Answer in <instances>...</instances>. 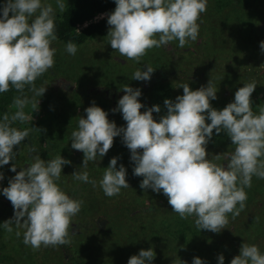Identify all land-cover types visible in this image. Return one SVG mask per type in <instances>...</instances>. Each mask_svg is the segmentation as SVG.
<instances>
[{"label":"clouds","instance_id":"9594fccd","mask_svg":"<svg viewBox=\"0 0 264 264\" xmlns=\"http://www.w3.org/2000/svg\"><path fill=\"white\" fill-rule=\"evenodd\" d=\"M114 2L115 10L107 14L108 43L121 56L140 63L153 48L166 47L176 40L181 48L189 41L195 42L199 36L198 21L207 11L208 0ZM56 5L61 12L65 11L64 0H56ZM0 12V93L12 88L20 93L12 105L17 111L12 115L5 113L0 120L2 168L16 159L18 152L14 149L29 136L31 130H18L12 125L33 119L24 109L28 105L36 109L40 105L36 97H43L47 91L43 86L37 88L35 81L54 66L56 49L52 44L58 37L50 3L6 0ZM260 48L264 51V42L260 43ZM65 50L74 56L77 45L69 41ZM144 68L146 70H136L132 80L150 81L155 71L151 65ZM26 88L33 94L31 98L25 94ZM181 88L184 94L176 97L175 102L164 101L167 113L157 122L153 113H160V106H152L142 113L144 105L139 100L142 91L123 85L120 90L126 94L112 111L122 114L126 127L118 128L109 120L108 113L93 101L92 106L85 109L86 118H79L78 130L71 134V148L84 154L81 168L87 169L90 161H96L98 156L103 158L113 147L114 139L122 136L134 163L133 174L143 177L141 189L162 192L181 219L195 217L199 230L220 233L227 229L229 214L234 220L245 210V188H251L252 178L264 179V107L258 114L252 110L251 97L257 88L256 82L239 88L234 102L223 110L211 105V101L218 98L212 80L195 91L189 84ZM214 130L217 135L226 134L235 146L225 165L208 158L207 145ZM31 151L37 150L33 147ZM222 155H214V159L219 161ZM32 159L34 162L26 169L17 172L15 164L10 169L16 175L9 180V186L2 189V194L11 202L14 217L0 227L12 232L14 224L18 238L19 229H24L23 243L33 250L41 246L69 245L72 242L69 229L84 203L70 198L57 183L63 167L71 161L62 156L44 161L35 155ZM119 159H111L99 181L107 197L117 196L122 188L130 187L127 169L122 164L117 168ZM71 176L96 186L97 182L90 180L87 171H76ZM3 179L0 173V181ZM155 258L153 249H142L129 258L128 264H152ZM218 261L224 264L225 257L220 255ZM180 264L187 262L180 260ZM193 264H206V261L195 257ZM231 264H264V254L257 245L244 243Z\"/></svg>","mask_w":264,"mask_h":264},{"label":"rangeland","instance_id":"374dc122","mask_svg":"<svg viewBox=\"0 0 264 264\" xmlns=\"http://www.w3.org/2000/svg\"><path fill=\"white\" fill-rule=\"evenodd\" d=\"M73 1L64 0V3L68 6ZM42 3L53 6L54 17L61 13L56 0H42ZM101 18L99 16L98 20ZM201 21H198L200 29L195 42L189 41L181 48L176 40L166 47L153 48L140 63L129 60L112 49L107 36L95 37L77 46L74 56L66 52L65 44L57 40L53 42L52 47L56 49L54 66L35 81L37 88L43 86L47 91L43 97H36L37 101L40 100L36 109L31 105L25 107V114L33 119L24 123L17 121L12 125L18 130L31 131L26 140L14 149L18 152L16 159L0 168V173L4 175L3 181H0V225L14 217L11 202L2 194V189L9 186L8 176L12 178L16 175L10 169L13 164L16 165L17 172L30 167L29 163L34 162L32 158L35 155H39L44 161L57 156L71 161L70 165L63 167L57 183L70 198L84 203L69 229L72 241L69 245L55 248L41 246L39 250H33L23 243L24 229H19L21 236L18 238V229L14 224L12 232L0 227V264H88L89 261L107 264L88 249L94 237L115 243V249L119 252L116 258L118 264H121L123 256L129 260L130 256L125 253L127 245L123 239L134 228L129 227L136 226L134 223L131 225V221L137 223V217H140L135 211L151 205L154 207L152 202L156 204L157 193L140 188L143 177L133 174L134 163L131 162L129 149L122 142V136L114 139L113 147L103 158L98 156L96 161L89 162L87 169L81 168L84 154L71 148V134L78 130L79 118H86L85 109L91 107L93 101L108 113L109 120L114 121L118 128L126 127V121L121 113H114L112 110L118 107L119 99L126 94L120 90L123 85L142 91L139 98L144 105L142 113L152 106H160L161 112L153 113L154 119L166 115V99L175 102L176 97L184 94L181 88L183 84H189L191 90L195 91L206 87L210 80L218 97L211 101L214 109L223 110L234 102L236 91L251 82L257 84L251 97L253 112L258 114L260 108L264 107V51L260 48V43L264 42V0H208L207 11L201 14ZM145 65H151L155 71L151 80H132L136 70H146ZM25 94L30 98L33 95L27 88ZM18 95L20 93L16 90L0 95V120L5 113L12 115L17 111L12 105ZM33 147L37 150L35 153L31 151ZM234 147L226 134L217 135L214 130L213 138L207 145L208 158L218 165H225L228 162L227 156L234 152ZM220 154H223L222 158L216 161L214 155ZM114 157L120 158L117 168L122 164L127 169L126 179L130 187L122 188L117 196L107 197L99 181ZM76 171H87L90 180L97 182L96 186L74 180L71 175ZM245 191L250 204H246L245 210L227 225L233 236L231 246V239L229 242L232 259L240 254L244 243L257 245L261 254H264V224L259 226L260 218L264 217V179L254 176L251 188H245ZM159 194L163 197L161 208L168 213L163 217H179L173 212L167 197L162 192ZM194 218L185 220L190 222ZM160 219V216L155 215L145 223L146 227L148 224L151 226L149 231L156 241L166 232ZM176 221L180 223L182 219L177 218L175 224ZM189 222H186V227H189L186 232L194 230ZM135 229L137 230L134 232L146 234L144 229L142 232L137 226ZM145 238L141 237L142 240ZM143 245L146 250L153 249V245H147L146 242ZM202 245L206 255L213 253L220 256L218 248H212L207 239L202 241ZM138 251L139 248L135 254L131 253V257L138 255ZM200 258L205 261L203 257Z\"/></svg>","mask_w":264,"mask_h":264},{"label":"trees","instance_id":"16d2710c","mask_svg":"<svg viewBox=\"0 0 264 264\" xmlns=\"http://www.w3.org/2000/svg\"><path fill=\"white\" fill-rule=\"evenodd\" d=\"M5 2L6 0H0V8H2ZM115 8L116 5L110 0H74L71 4L66 6L65 11L54 17L55 32L58 37L57 41L65 45L71 41L77 46H81L95 37H106L109 30V26L107 24V14L112 13ZM100 14H104L105 16L96 22H91L84 27L78 28V26L85 22L91 21L94 17ZM0 18H2V12H0ZM76 29H78L79 32ZM12 91H15V89L12 88L8 92L0 93V95H7ZM158 119L156 118L155 120L159 122L160 119ZM10 179L11 178L8 176V182ZM155 196L158 198V200L156 204L152 202L154 207L151 205V207L135 211L140 215V217H137V223L131 221V219H128L129 222L131 221V225L133 223L134 225L136 224L137 228L140 229V232H142L143 229L144 232L146 230V234L139 233L138 231L134 232V230H137L135 229L136 226H130L129 228L134 227L131 229V231H133H128V234H126L123 239L127 245V250H125V253L131 257V253L135 254L136 249L139 248V251L137 252L139 254L142 249L146 250L143 245V243L146 242L147 245H153L151 248H153L156 253V258L154 261H152V264H180V260L187 262V264H193V259L195 256L199 258L203 257L206 261V264H219V254L214 255L213 253H210L206 255V252L202 247V241L207 239L210 246L212 248L217 247L220 251V255L225 257L224 264H230V260H232L230 256L232 247L230 246L231 243H233V236L232 233L228 231V229H224L222 232L217 234L208 230H199L195 225L196 218H194L190 221L194 230L192 232H186L187 228H189L186 227V222L189 221L182 219V222L178 223L176 221L175 224L174 221L180 217H163L168 215L166 210H162L161 208L163 205V197L160 194H155ZM246 204L249 205L250 200H247ZM158 209H160V212H157ZM162 211L164 214L160 215ZM155 215L161 217L160 222L166 230V232L163 233L161 238L157 239V241L155 239L153 240L151 235L152 232L149 231L151 226L148 224V227H146L148 221ZM231 219L232 217H230L229 214L228 220L231 221ZM260 219L261 221L259 226L264 224V217ZM258 235L262 236L260 233ZM141 237L146 238L142 240ZM93 239L94 240L89 243L88 247L90 251L94 252L93 255L99 257L104 263L118 264L119 261L116 260V258L119 255V252H117L115 249V243L112 240L109 241L108 239L105 240L104 238L94 237ZM149 249L150 248H147V250ZM122 258V261H120L121 264H128V261L124 259V256ZM88 264L97 263L89 261Z\"/></svg>","mask_w":264,"mask_h":264},{"label":"built area","instance_id":"2783aa9c","mask_svg":"<svg viewBox=\"0 0 264 264\" xmlns=\"http://www.w3.org/2000/svg\"><path fill=\"white\" fill-rule=\"evenodd\" d=\"M99 16L104 17L105 15H104V14L97 15V16L94 17L91 21H89V22H85V23H83L82 25L78 26V28L84 27V26H86L88 23L98 21Z\"/></svg>","mask_w":264,"mask_h":264},{"label":"flooded vegetation","instance_id":"af4514ba","mask_svg":"<svg viewBox=\"0 0 264 264\" xmlns=\"http://www.w3.org/2000/svg\"><path fill=\"white\" fill-rule=\"evenodd\" d=\"M24 167H26V165ZM72 231H73V229H72Z\"/></svg>","mask_w":264,"mask_h":264}]
</instances>
